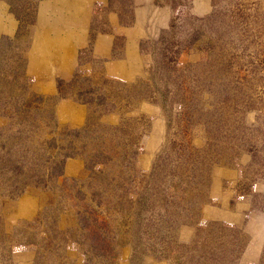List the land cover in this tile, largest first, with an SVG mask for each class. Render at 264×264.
I'll use <instances>...</instances> for the list:
<instances>
[{
	"label": "rangeland",
	"instance_id": "1",
	"mask_svg": "<svg viewBox=\"0 0 264 264\" xmlns=\"http://www.w3.org/2000/svg\"><path fill=\"white\" fill-rule=\"evenodd\" d=\"M8 1L9 12L19 27L16 44L21 49L19 64L14 69L19 83L38 94L33 90L31 75L27 74L26 54L41 0ZM148 1L87 0V41L78 50L74 73L69 80L58 81L57 95L43 96L42 102L53 118V126L48 129L55 132L46 136H54L58 141L66 131L86 126L89 131L79 137L80 142L86 143L85 149L77 146V156L65 160L63 175L56 177L49 187L29 186L18 197L10 198L6 193L12 181L0 178V235L7 232L8 239L15 240L25 224L33 222L28 230L32 229L36 237L41 230L40 222H35L39 212L48 206L52 222L56 215L67 218L65 202H84L76 193L78 189L89 198L88 202H109V207L115 201L113 190L121 194L125 203H115L119 212L114 219L119 227V214L126 213L127 219L128 202H133L140 189H148L150 201L157 202L153 215L157 211L160 216L166 215L164 203L174 202L169 204L172 207H166V212L176 210L181 217L172 225L167 222L153 225L148 221L137 229L138 225L133 224L124 239L113 243L116 252L113 264H129L132 246L121 242H138L137 231L145 249L139 264H195L197 255H202L197 264H215L221 257L224 264H264V0H242L247 5L243 15L249 19V38L231 41L214 56L201 49L187 48L176 57V62L190 66L182 71L173 64V70L166 74L169 82L166 90L162 89L165 74L155 70L152 53L160 30L168 28L174 20L177 34L184 40L196 23L194 19L209 15L213 4L209 13L197 16L191 11L193 0H153L161 8L160 25L164 28L148 24L149 32L140 47L143 59L131 71L109 74L105 61L118 55L121 39L115 42V51L106 54L104 45L98 52L95 36L112 32L113 24H128L134 8ZM219 4L220 11L230 18L234 1L220 0ZM7 37L12 36L0 38L2 104L13 91V86L4 79L8 72L5 62L9 57L15 60L8 50ZM179 84H183V90L177 88ZM88 90L94 91L91 94L104 93L108 101L83 103L86 106L83 123L72 126L63 113L57 112L58 101L63 94L78 97V92ZM159 90L167 93L164 105L165 97ZM126 94L131 95L130 102ZM71 99L81 102L75 97ZM106 109L109 111L105 112ZM98 148L107 156L99 165L102 169L99 182L106 195L91 199L94 184L87 182L85 159ZM108 155L113 159H108ZM195 155H199V160H209L197 163ZM193 163L197 170L192 169ZM73 178L77 181H72ZM18 203L22 210L15 214ZM42 223L46 225L45 219ZM193 239L205 243V254L196 250L194 256L187 257L181 243H191ZM1 250L0 264H33L35 252L28 246L14 247L12 252ZM56 257L54 253L50 259Z\"/></svg>",
	"mask_w": 264,
	"mask_h": 264
},
{
	"label": "trees",
	"instance_id": "2",
	"mask_svg": "<svg viewBox=\"0 0 264 264\" xmlns=\"http://www.w3.org/2000/svg\"><path fill=\"white\" fill-rule=\"evenodd\" d=\"M181 1L178 0V2ZM233 1V10L228 16L230 18H227L225 16L226 13H222L218 8L220 0H211L213 4L212 12L205 17L195 18L194 21L196 23L184 40L178 36L177 24L174 20L169 24L168 28L160 30L155 40V53H152L155 70L159 69L165 74L163 77L165 82L162 89L166 90L169 87L166 74L167 71L173 70V64H176L182 71L185 67L190 66L176 62V57L187 48L201 49L207 55L214 56L220 53V50L225 48L223 46L231 43V41L238 39L244 41L243 36L249 38L247 36L249 19L243 15L247 6L246 2L243 3L242 0ZM207 27L210 28L207 29ZM5 39L9 44L8 50L12 52L15 60L13 61V57H9L8 61L5 62L8 72L4 75V79L13 86V91L5 96L4 105L0 103L3 116L7 119L5 126L0 129V178L11 179L12 182L10 188H7L6 195L10 198H16L29 186L46 188L50 186L51 182L55 181L56 177L62 176L65 160L69 157L77 156V146L83 150L85 149L86 143L80 142L79 137L82 134H86L89 129L85 126L79 130H68L63 137L57 138L58 141L54 136H46V134L55 133L53 129H48V126H53L51 121L53 119L52 114L47 111L42 103L45 100L42 95L35 94L24 83H19V75H17L18 73H16L14 66L19 64L21 49L16 44V37H7ZM256 41L259 42L258 39ZM21 77L24 78V76ZM182 87L183 84L177 85L179 90H183ZM159 91L161 96L165 97L163 98L164 105L167 93L163 94V90ZM91 93H94V91L78 92V97L75 94H63L61 98L75 97L85 104L93 103V100H96L98 104L107 103L108 99L104 93ZM125 97L127 102L131 101V95L126 94ZM107 110L104 111L106 112ZM40 127H42L41 134L38 133ZM114 128L118 129L119 127L115 126ZM58 134L61 136L60 133ZM7 135L9 141H7ZM11 139L14 142L11 143ZM13 151L16 153H12ZM195 156L197 163L209 160H199V155ZM105 158L107 159V156H104L101 148H98L91 153L87 160L85 159V170L89 171L87 182L94 184V188L91 190V199L99 198L106 193V190L100 186L99 182V177L102 174V169L99 165ZM108 159L112 160L113 156L108 155ZM191 167L193 170H197L194 163ZM185 169L188 170L187 167ZM72 181L76 182L77 179L73 178ZM113 192L114 195L112 197L115 198V201L112 202L111 208L108 206L109 202H88L89 198L78 189L76 193L84 198V202H65L64 210L66 212L64 213L65 216H68L67 218H59L56 215L54 222H52L48 215V206H46L44 208L45 211L39 212L35 220V222L37 221V223L40 222L41 224V230L38 235L36 234L35 237L31 233L32 229L28 230V228L33 226V222H27L25 229L16 234L17 238L15 240L8 239L9 233L1 232V251L12 252L14 247L23 248L28 246L35 252L33 264H71V260L72 264H75L76 260L80 261V264H113V259L116 255L113 243L117 239L119 241L122 237L124 239L126 234L130 233L133 224L138 225L137 229L143 223L146 222L147 224L148 221L153 225H161L162 222L171 223L172 225L181 217V214L176 210H168L166 212V207H172L169 204L174 202L164 203V213L166 215L161 214L160 216L158 211L157 213L155 211L156 214L153 215L152 211L157 202L150 201L148 189H140L137 196L132 198L133 202H128L130 208L128 207L127 210V219L125 220L124 218L126 213L119 214L121 226L117 227L114 219L116 217L115 214L119 210L116 208L118 206L115 203L122 205L125 202L121 194L117 193L116 190H113ZM44 219L46 225L42 223ZM118 231L119 235L117 234ZM137 232L139 233L138 242L128 240L121 242L122 245H128L129 243L132 246L129 264H139V260H143L142 254L145 249L140 245L142 239L139 236L140 231ZM204 244L198 239H193L191 243H181V246H184L186 250L184 253L187 257L190 255L192 257L196 250H198V253L203 250V254H205ZM54 253L57 257L50 259L51 254ZM215 253V251L211 252L214 255ZM197 256L198 259L195 264L202 257V255ZM0 257L3 258L2 255ZM221 259L215 264H224L222 257Z\"/></svg>",
	"mask_w": 264,
	"mask_h": 264
},
{
	"label": "crops",
	"instance_id": "3",
	"mask_svg": "<svg viewBox=\"0 0 264 264\" xmlns=\"http://www.w3.org/2000/svg\"><path fill=\"white\" fill-rule=\"evenodd\" d=\"M153 0L134 8L128 24H113L112 32L97 34L94 39L98 52L104 45V52L113 53L115 42L120 38L121 45L117 56L105 61V70L112 75L123 74L134 68L136 62L144 57L140 47L148 31L147 25H160L162 20L157 5ZM87 0H41L37 8V19L27 50V74L31 75L33 90L42 96H54L59 93L58 81L69 80L78 60V50L87 41L85 14ZM211 10L210 0H193L191 11L202 16ZM17 20L9 12V1L0 0V38L18 37ZM142 42V43H141ZM95 49V48H94ZM57 112L63 113L72 126L83 123L85 104L69 98H60ZM7 123L0 108V126ZM27 196H25V199ZM24 199V198H23ZM19 208V209H18ZM25 208L24 210H26ZM22 210L19 203L15 214Z\"/></svg>",
	"mask_w": 264,
	"mask_h": 264
}]
</instances>
